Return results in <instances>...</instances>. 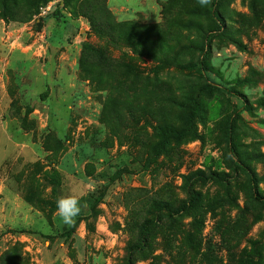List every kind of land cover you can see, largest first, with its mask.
Instances as JSON below:
<instances>
[{
    "label": "rangeland",
    "instance_id": "374dc122",
    "mask_svg": "<svg viewBox=\"0 0 264 264\" xmlns=\"http://www.w3.org/2000/svg\"><path fill=\"white\" fill-rule=\"evenodd\" d=\"M255 192L264 0H0V264H264Z\"/></svg>",
    "mask_w": 264,
    "mask_h": 264
},
{
    "label": "clouds",
    "instance_id": "9594fccd",
    "mask_svg": "<svg viewBox=\"0 0 264 264\" xmlns=\"http://www.w3.org/2000/svg\"><path fill=\"white\" fill-rule=\"evenodd\" d=\"M201 7L211 4V0H196ZM81 197L76 194L75 190L66 195H61L56 200V213L64 224L73 225L76 217L81 213Z\"/></svg>",
    "mask_w": 264,
    "mask_h": 264
},
{
    "label": "trees",
    "instance_id": "16d2710c",
    "mask_svg": "<svg viewBox=\"0 0 264 264\" xmlns=\"http://www.w3.org/2000/svg\"><path fill=\"white\" fill-rule=\"evenodd\" d=\"M57 14V13H55ZM202 90H206V91H223V89H221L220 87L218 86H213V85H206L205 87L202 88ZM195 107H197V104H195ZM196 114V110L195 112H193L191 114L190 117H193L194 115ZM189 117V119L187 120V123L190 122L191 118ZM181 136V133H178L177 131H174V130H171V131H167L165 133V140H167L168 138H177V137H180ZM166 141H163L162 144H164ZM162 146L160 145L159 147H157V150L155 151V155L158 154L160 148ZM248 177H249V181H250V186H251V189L254 191L256 185H255V178L253 176V174H251L250 172H248ZM199 197L200 195L197 194V193H192L191 194V203H195L199 200ZM253 201L256 202V203H259V204H264V196H261V195H258L256 192L253 194ZM247 257V256H246ZM132 260V253H130L129 255V262H131ZM130 264V263H129ZM244 264V263H243Z\"/></svg>",
    "mask_w": 264,
    "mask_h": 264
}]
</instances>
